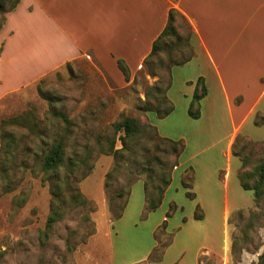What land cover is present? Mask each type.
<instances>
[{"label": "rangeland", "instance_id": "374dc122", "mask_svg": "<svg viewBox=\"0 0 264 264\" xmlns=\"http://www.w3.org/2000/svg\"><path fill=\"white\" fill-rule=\"evenodd\" d=\"M15 1H2L0 25ZM180 15H174L177 35L165 39L161 60L143 64L133 75L129 72L127 81L121 70L122 79L116 81L91 57H81L48 73L33 88L0 101V154L7 141L2 133H13L15 138L5 162L6 176L0 173V264H264V176L256 172L264 163V98L260 113H254L232 136L230 156L223 149L230 122L226 109L213 113L223 122L215 129L204 106L200 120L177 114L179 102L174 116L160 118L148 111L147 120L140 110L152 101L146 99L145 88L158 74L162 82L168 79L165 67L170 58H191L195 53L190 28ZM204 65L202 57L174 65L170 92L178 97L182 77L202 74L208 79V97L221 104V88ZM150 68L154 76L148 74ZM196 108L199 111L200 105L192 111ZM52 111L64 113L69 126L57 123ZM13 116H18L16 123H2ZM125 116L138 125L149 122L162 137L182 140L178 161H189L172 170L163 200L154 210L145 208L144 176L137 179L116 218L123 198L110 197L121 190L129 171L112 151L121 148L122 131L115 133V125ZM195 129L199 145L187 139L186 132ZM150 134L139 133L129 146ZM56 137L65 139L70 172L41 168L42 156ZM207 159L217 169L215 195H198L199 166L196 172L186 168ZM116 163L122 166L107 176ZM187 170L193 174L190 188L182 185ZM241 182L251 190L243 189ZM73 188L86 198L85 205L70 202ZM54 211L61 215L47 226V217ZM161 224L165 228L156 232ZM156 239L166 247L158 261L149 256Z\"/></svg>", "mask_w": 264, "mask_h": 264}, {"label": "crops", "instance_id": "0c3cea01", "mask_svg": "<svg viewBox=\"0 0 264 264\" xmlns=\"http://www.w3.org/2000/svg\"><path fill=\"white\" fill-rule=\"evenodd\" d=\"M170 9L181 14L191 31L195 53L182 64L202 57L222 91L221 104L206 93L194 119L203 118L204 106L210 111V127L220 128L223 122L213 113L226 109L230 122L223 149L230 156L232 136L260 113L264 98V0H19L0 29V101L33 88L48 73L81 57H91L116 81L122 79L118 60L133 75L166 27ZM172 70L173 66L171 77ZM199 78L208 83L202 74L180 79V101L169 87L166 94L174 109L167 117L176 114L179 102L177 114L192 118L188 105ZM186 134L199 145L198 129ZM214 146L212 142L210 147ZM188 161H178L173 170ZM197 166L198 195H215L217 169L208 159L186 169L196 172Z\"/></svg>", "mask_w": 264, "mask_h": 264}, {"label": "trees", "instance_id": "16d2710c", "mask_svg": "<svg viewBox=\"0 0 264 264\" xmlns=\"http://www.w3.org/2000/svg\"><path fill=\"white\" fill-rule=\"evenodd\" d=\"M2 1L0 0V10H2ZM19 0H16L12 6L8 9V12L14 10L17 6ZM7 12V13H8ZM178 14V11L175 9H170L168 14V23L163 31L159 34L157 39L152 44V50L150 54L144 59L143 64H151L154 61H160L161 57L159 53L163 50L164 46L167 44L166 38L169 36H176V26L174 23V15ZM181 16V15H180ZM5 21V19H4ZM4 22L2 23V25ZM0 25V29L2 27ZM189 58L182 57L179 60L170 58L168 65H166L167 70V80L162 82V77L158 74V79L154 81L152 85H148L145 88V96L146 99L152 98V101H148L143 106L140 107V110H143L145 113L153 111L160 118H163L170 114L174 106L171 101L167 97V90L171 85V76L170 69L174 65L182 64L188 61ZM118 67L125 75V80L129 79V71L126 64L122 60H118ZM149 75L154 76L155 71L150 68ZM41 92V91H40ZM207 90L205 83L202 78H199L196 81V87L194 94L192 96L190 106L188 109V113L192 118H198L199 111L196 108L195 111H192L194 106L200 105L199 101L206 95ZM41 94V93H40ZM53 119L59 123L65 125V127L69 126L70 119L60 111H52L51 113ZM18 121V116H13L8 118L7 120H2L4 122L16 123ZM122 131V134L118 135V139L121 143L120 149H114L112 152L114 154V159H121L124 165H113L111 170L106 174L110 175L111 171L115 170L116 166L125 167L129 171V175H127L124 179L122 188L120 191L115 192L110 199L113 198H123V203L120 206L117 217L121 216L123 208L125 206L126 200L128 198L131 186L137 179H141L144 176L143 188H144V200H145V208L146 210H154L156 209L162 202L164 193L166 188L171 182V173L173 168L178 164V158L184 149V143L182 140H173L166 137H162L158 135L155 128L149 123L146 122L142 125H138L133 118L123 117L116 125H115V133ZM150 132V134L145 141L139 143L135 140V143H131L129 146L130 139L134 136L138 135L141 132ZM40 135L45 136L46 133H40ZM14 134L9 132L2 133V137L6 138L7 141L4 144V151L0 154V173L3 176H6L5 172V162L7 160V154L12 152V144L15 143V138H13ZM148 139V140H147ZM148 141V142H147ZM64 147H65V139L63 137H56L52 145L42 156V170L45 172H54L57 173L61 170L70 172L72 171V165L70 163H65V155H64ZM141 150L140 153L138 151ZM4 164V165H3ZM256 172L260 177L264 176V163L260 164V166L256 169ZM189 173V170L186 171L182 185L185 188H190L192 184V173ZM76 182V181H73ZM241 187L245 190H251L250 187L241 182ZM261 188V187H260ZM260 191L262 189H259ZM74 194L69 195V200L72 203L85 205L87 200L83 197V194L76 190V188L72 189ZM255 196L259 195V191H254ZM60 213L57 211L52 212V214L47 217V226H50L53 222H55L59 217ZM198 218H202L198 216ZM165 228L164 224L158 226L156 232H162ZM155 236L157 234L155 233ZM166 248L161 244L160 240L156 239V245L154 246L150 258H156L154 260H160L163 255V249ZM156 256V257H154ZM264 256V254L262 255ZM152 261V260H150Z\"/></svg>", "mask_w": 264, "mask_h": 264}]
</instances>
